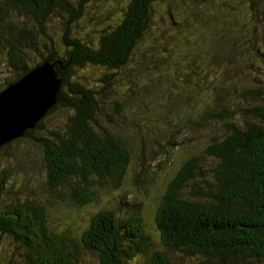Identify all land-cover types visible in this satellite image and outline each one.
Returning <instances> with one entry per match:
<instances>
[{
	"label": "trees",
	"instance_id": "trees-1",
	"mask_svg": "<svg viewBox=\"0 0 264 264\" xmlns=\"http://www.w3.org/2000/svg\"><path fill=\"white\" fill-rule=\"evenodd\" d=\"M192 1L193 11L177 12L178 21L188 24L184 30L196 28L199 6L209 3ZM176 2L184 4L0 0V72L7 75L0 80V93L47 61L63 81L57 102L35 126L0 147L2 156L20 142L41 148L48 201L90 205L97 186L117 189L130 177L131 144L121 129L129 122L137 126L134 111H144V101L124 97L122 87L133 97L144 95L137 71L144 65L147 37L158 21L177 24L171 11ZM224 15L234 32L237 16L229 10ZM208 70L200 72L202 83L215 75ZM227 72L202 87L206 98L196 101L185 123L190 128L223 123L226 132L205 149L212 160L208 168L192 157L170 180L155 216L162 248L152 249L142 212L120 220L111 210H99L79 236L52 227L40 199H2L10 176L6 168L0 174V237L9 239V247L0 245V264H91L92 257L97 264H183L169 252L198 258L199 264H264V89L255 79L250 88L242 84L245 77L231 81L243 73L240 68ZM188 185L192 199L182 195Z\"/></svg>",
	"mask_w": 264,
	"mask_h": 264
},
{
	"label": "rangeland",
	"instance_id": "rangeland-1",
	"mask_svg": "<svg viewBox=\"0 0 264 264\" xmlns=\"http://www.w3.org/2000/svg\"><path fill=\"white\" fill-rule=\"evenodd\" d=\"M226 1L229 4L227 8L222 0H216L215 3L209 0V3L200 5L198 21L196 17L194 21L196 28L186 18L192 28L185 30L182 28L188 24L183 25L182 21H178V13L182 14L184 8L187 10L188 7L193 11L195 2L183 0L184 4L181 5L173 3L175 7L171 11L177 24H171L166 19L158 21L147 37L144 65H140L141 69L137 71L141 78L140 84L144 85V95L133 97L130 91H125L124 84L122 87L124 97L130 100L141 98L144 101V111L142 108L134 111L139 118L135 128L130 122L125 125L122 117L118 118L119 123L124 124L122 134L131 144V163L128 168L131 178L128 177L120 188L97 186L95 202L85 206L48 201L43 152L37 145L20 142L9 155H0V174L6 168L10 173L2 186V199L6 196V201L13 198L16 202L30 199V195L40 199L48 209L50 225L67 230L69 234L74 233L75 236H79L99 210H111L120 220L142 212L152 249L162 248L155 216L170 180L192 157H198L200 164L208 168L212 160L205 154V149L226 132L223 123L192 128L185 125L195 113L196 101L201 100L202 103L206 98L202 87L217 80L218 73L221 75L228 71L230 74L240 68L243 73L232 75L231 81L238 83L245 77L243 85L250 88L255 82L264 89V0L257 4L246 0ZM228 10L237 16L234 32H230L228 26L231 24L228 23L227 15H224ZM237 30L241 32L237 33ZM250 66L257 69L251 70ZM209 68L207 72L214 69L215 75L207 76L206 83H202L200 72ZM128 71L130 75L135 74ZM5 76V73L0 72V80ZM224 80L227 85V78ZM109 92L104 96L105 99ZM120 92L118 96H121ZM138 176L142 180L136 184ZM9 190L12 194L5 195ZM182 195L192 199L189 185L182 190ZM2 199L1 202H4ZM8 240L1 236L0 245L9 247ZM10 246L13 248L12 244ZM175 253L169 252L170 258L183 264L200 262L198 258H184L182 254ZM91 261L97 264L94 257Z\"/></svg>",
	"mask_w": 264,
	"mask_h": 264
},
{
	"label": "water",
	"instance_id": "water-1",
	"mask_svg": "<svg viewBox=\"0 0 264 264\" xmlns=\"http://www.w3.org/2000/svg\"><path fill=\"white\" fill-rule=\"evenodd\" d=\"M62 82L47 61L0 93V147L35 126L57 102Z\"/></svg>",
	"mask_w": 264,
	"mask_h": 264
}]
</instances>
